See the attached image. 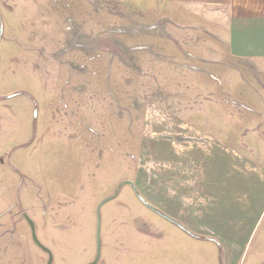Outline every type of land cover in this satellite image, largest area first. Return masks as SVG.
<instances>
[{"label": "rangeland", "instance_id": "rangeland-1", "mask_svg": "<svg viewBox=\"0 0 264 264\" xmlns=\"http://www.w3.org/2000/svg\"><path fill=\"white\" fill-rule=\"evenodd\" d=\"M165 4L0 0V264L47 263L25 215L51 264L92 263L98 225L95 264L193 258L143 196L182 141L264 180V60L227 53L222 8ZM210 172L220 204L250 189ZM257 233L242 263L264 251Z\"/></svg>", "mask_w": 264, "mask_h": 264}, {"label": "crops", "instance_id": "crops-1", "mask_svg": "<svg viewBox=\"0 0 264 264\" xmlns=\"http://www.w3.org/2000/svg\"><path fill=\"white\" fill-rule=\"evenodd\" d=\"M164 1L167 6L180 8H222V33L227 53L251 61L264 60V0ZM209 142L207 140L202 149H198L182 141L175 149V160L160 171L159 177L144 183V199L168 218L165 226L169 231L191 238L186 247L194 251L193 258L183 260L175 255L161 260L169 264H261L264 261L261 241L254 248L256 253L252 259L245 263L241 260L258 230L257 236L262 231L258 237L264 238V229L260 228L264 214L260 191L264 180L260 176L252 179L247 175L249 161L244 156L219 155L215 150L221 145ZM218 164L238 174L231 177L241 180V187H250L245 196L218 203L217 193L210 192L211 188L215 189L210 170ZM205 170L210 175L206 173L203 177L201 172ZM217 246L222 249V259ZM179 247L183 249L185 245ZM202 249L208 250L210 256L202 257Z\"/></svg>", "mask_w": 264, "mask_h": 264}, {"label": "water", "instance_id": "water-1", "mask_svg": "<svg viewBox=\"0 0 264 264\" xmlns=\"http://www.w3.org/2000/svg\"><path fill=\"white\" fill-rule=\"evenodd\" d=\"M106 200H108V199H106ZM106 200L102 201V202L100 203V205H101L103 202H105ZM144 201H145V200H144ZM145 202H146V201H145ZM100 205H99V206H100ZM146 205H148L150 208L156 210L153 206L149 205L147 202H146ZM99 206H98V208H97V212H98V210H99ZM25 218H26V220H27V222H28V224H29V226H30V229H31V236H32L33 241H34V242H35L40 248H42L43 250H45V251L48 253V260H47V263H46V264H51V261H52V255H51L50 250H49L47 247H45L43 244H41V243L39 242V240L37 239V236H36V233H35V227H34V223H33V221H32L28 216H26V215H25ZM166 218H167V217H166ZM167 219H168V218H167ZM96 241H97V255H96L95 260H94L92 263H90V264H95V263L97 262L98 258H99V247H100V243H99V225H98V227H97Z\"/></svg>", "mask_w": 264, "mask_h": 264}]
</instances>
